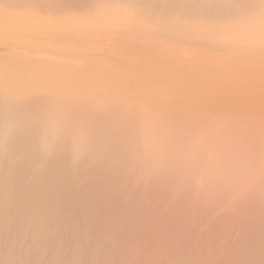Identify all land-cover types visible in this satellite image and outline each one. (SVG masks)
<instances>
[{
  "label": "bare ground",
  "instance_id": "bare-ground-1",
  "mask_svg": "<svg viewBox=\"0 0 264 264\" xmlns=\"http://www.w3.org/2000/svg\"><path fill=\"white\" fill-rule=\"evenodd\" d=\"M138 173L197 180L233 225L263 204L264 0H0V231L38 242L74 175L89 216L98 183Z\"/></svg>",
  "mask_w": 264,
  "mask_h": 264
},
{
  "label": "rangeland",
  "instance_id": "rangeland-1",
  "mask_svg": "<svg viewBox=\"0 0 264 264\" xmlns=\"http://www.w3.org/2000/svg\"><path fill=\"white\" fill-rule=\"evenodd\" d=\"M110 178L106 182L107 189H102L99 183L96 185L98 192L92 197L88 216L79 199V188L83 181L79 175H74L67 194H73L75 209L67 217L66 228L61 227L59 230L63 231H56L54 234L50 230L53 225L49 226L54 215L48 214L45 216L48 220L45 218L47 222H44L41 229L43 238L40 236L42 240L39 237L38 242L31 235L35 224L31 221L30 210L27 209L29 213L22 214L21 222L25 220L26 225H33H30L31 228L26 227L24 236V230L22 234L19 231V243L12 230L8 234L0 231V260L17 258V254L19 264H264V202L253 211V215L242 218L243 224L237 218L239 220L233 225L228 217L219 219L220 210H211L209 200L207 203L203 202L206 195L200 197L197 180L194 187L189 185L187 192L184 194L181 191L180 196L179 192L174 194L177 182L171 184L166 181L161 184L160 181V184H153L152 179L144 180L143 173H138L131 184L121 181V186H117L118 180ZM122 178L128 180L126 174ZM135 189L138 191L134 192ZM179 199L189 203L178 207L176 201ZM50 205L49 202L51 209ZM51 206L54 207V203ZM217 216V224H214ZM204 222H208L207 225ZM58 241V247H54ZM55 253L58 255L56 258Z\"/></svg>",
  "mask_w": 264,
  "mask_h": 264
}]
</instances>
